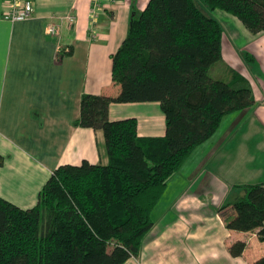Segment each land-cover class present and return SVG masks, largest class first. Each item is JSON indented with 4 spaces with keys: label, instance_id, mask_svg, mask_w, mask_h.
Returning a JSON list of instances; mask_svg holds the SVG:
<instances>
[{
    "label": "crops",
    "instance_id": "obj_1",
    "mask_svg": "<svg viewBox=\"0 0 264 264\" xmlns=\"http://www.w3.org/2000/svg\"><path fill=\"white\" fill-rule=\"evenodd\" d=\"M8 1L0 0V197L30 210L57 168L107 165L102 132L74 122L82 95L120 93L111 56L149 0H27L33 16L13 23L3 19ZM69 15L71 25L61 20ZM219 18L226 29L221 63L239 75L232 81L243 80L253 103L224 116L168 181L139 257L125 264H254L264 255L256 231L226 228L243 188L264 185V34L251 35L227 14ZM50 24L57 35L47 34ZM108 115L113 122L135 119L139 137L165 135L158 103L111 104ZM236 242L246 247L234 258L228 249Z\"/></svg>",
    "mask_w": 264,
    "mask_h": 264
},
{
    "label": "trees",
    "instance_id": "obj_2",
    "mask_svg": "<svg viewBox=\"0 0 264 264\" xmlns=\"http://www.w3.org/2000/svg\"><path fill=\"white\" fill-rule=\"evenodd\" d=\"M202 7L264 34V0H149L111 56L120 93L82 95L74 122L102 132L107 165L57 168L30 210L0 197V264H125L139 257L168 181L224 116L253 103L249 88L210 76L222 61L224 31ZM134 103L160 105L164 137H139L135 119L109 120L111 104ZM4 161L0 156V168ZM243 189L226 228L256 231L264 243V185ZM245 247L236 242L228 252L237 258ZM254 264H264V255Z\"/></svg>",
    "mask_w": 264,
    "mask_h": 264
},
{
    "label": "built area",
    "instance_id": "obj_3",
    "mask_svg": "<svg viewBox=\"0 0 264 264\" xmlns=\"http://www.w3.org/2000/svg\"><path fill=\"white\" fill-rule=\"evenodd\" d=\"M114 1V0H110ZM99 9H93L91 11V20L94 23L96 18V12ZM34 14V7L30 1L27 0H10L6 4V9L3 14V19L9 22H19L29 20ZM66 22L68 25H71L74 22V17L69 15L61 19ZM94 28V26H93ZM47 34L50 36L57 35V27L54 24H50L47 27Z\"/></svg>",
    "mask_w": 264,
    "mask_h": 264
},
{
    "label": "rangeland",
    "instance_id": "obj_4",
    "mask_svg": "<svg viewBox=\"0 0 264 264\" xmlns=\"http://www.w3.org/2000/svg\"><path fill=\"white\" fill-rule=\"evenodd\" d=\"M202 8L209 17H211V18H213L219 22L221 21L220 24L222 25L223 30L226 31V29L224 27L223 20L221 18H219V17H221V15L226 16L225 13H222L220 11L211 12V11L207 10L205 7H202ZM224 33L226 34V32H224ZM251 65L252 64H250L246 61L243 62V68H246L247 70L251 69ZM226 68L227 67L223 63L219 62V63L215 64L213 66V68L210 70V76L213 79L219 78L218 80H220L222 82L226 81L228 83V85H230L232 88H235V89L244 88L245 83L243 82V80H242V82H239L240 81L239 75L237 73H233V72L230 73V71L227 70ZM232 77L235 79L237 78L239 81H235V80H234L235 82L232 81ZM226 82H224V83H226Z\"/></svg>",
    "mask_w": 264,
    "mask_h": 264
}]
</instances>
